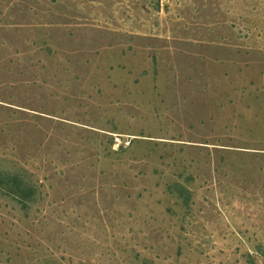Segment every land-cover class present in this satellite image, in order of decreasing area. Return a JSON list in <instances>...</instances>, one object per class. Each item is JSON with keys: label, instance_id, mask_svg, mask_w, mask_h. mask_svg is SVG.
<instances>
[{"label": "rangeland", "instance_id": "374dc122", "mask_svg": "<svg viewBox=\"0 0 264 264\" xmlns=\"http://www.w3.org/2000/svg\"><path fill=\"white\" fill-rule=\"evenodd\" d=\"M0 174V264H264V0H0Z\"/></svg>", "mask_w": 264, "mask_h": 264}, {"label": "trees", "instance_id": "16d2710c", "mask_svg": "<svg viewBox=\"0 0 264 264\" xmlns=\"http://www.w3.org/2000/svg\"><path fill=\"white\" fill-rule=\"evenodd\" d=\"M4 176V175H3ZM2 175L0 174V186L2 185V181L1 178ZM7 177H9L7 180H3L4 182H6L7 184L11 183L12 181H14L15 184H19L21 185V183L23 182L21 177L18 176L17 174H8ZM175 187H177V191L181 192L184 191L183 186H181L180 184H177ZM14 193H16L20 198H26L25 196V190H22L21 188H18Z\"/></svg>", "mask_w": 264, "mask_h": 264}]
</instances>
